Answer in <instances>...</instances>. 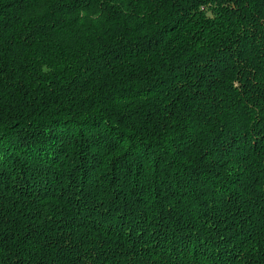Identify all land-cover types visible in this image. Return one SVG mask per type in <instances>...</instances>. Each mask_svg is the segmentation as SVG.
Segmentation results:
<instances>
[{
    "label": "trees",
    "instance_id": "trees-1",
    "mask_svg": "<svg viewBox=\"0 0 264 264\" xmlns=\"http://www.w3.org/2000/svg\"><path fill=\"white\" fill-rule=\"evenodd\" d=\"M0 264H264V0H0Z\"/></svg>",
    "mask_w": 264,
    "mask_h": 264
}]
</instances>
